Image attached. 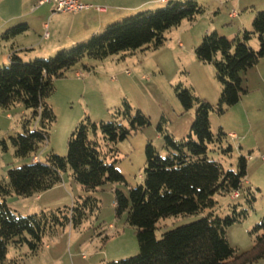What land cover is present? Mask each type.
Listing matches in <instances>:
<instances>
[{
	"label": "trees",
	"instance_id": "obj_1",
	"mask_svg": "<svg viewBox=\"0 0 264 264\" xmlns=\"http://www.w3.org/2000/svg\"><path fill=\"white\" fill-rule=\"evenodd\" d=\"M203 12L195 0H169L162 9L138 11L49 59L24 63L16 52L10 54L9 65L0 67V108L8 110L20 104L31 111L30 117L21 121L22 133L10 140L16 158L32 157L30 163L8 169L6 181L0 182V264H10L6 258L9 246L17 248L26 244L30 253L36 254L47 229L51 232L56 226L67 225L77 228L88 212L97 209V200L84 196L68 209L20 216L8 207L7 196L29 198L51 190L61 183L67 169L84 193L95 192L107 184H122L124 178L114 165L116 160L107 163V154L102 151L98 136L107 145H114L149 126L144 114L139 110L133 112L123 101L109 122L94 123L88 118L79 122L68 137L65 156L49 153L43 162H33V157L47 142L49 126L55 119L46 103L54 90V81L85 57L103 60L120 52L155 50L163 45L167 31L184 21L193 22ZM25 31L27 26L19 24L5 30L1 38H11ZM251 35H255L259 43L256 51L248 46ZM194 55L199 62L214 67L220 83L218 102L213 107L198 99L192 90L181 85L175 87L184 111L195 107L189 133L180 140L175 139L164 130L165 120L162 119L157 132L163 138L166 156H160L147 143L142 184L130 188L127 195L114 190L115 217L119 219L126 214V224L135 229L139 252L106 264H249L264 259V218L251 231L256 236L249 253L237 255L230 247L226 229L246 215L243 210L236 212L235 207L230 216L208 214L164 232L160 239L155 236L156 225L161 219L211 210L216 195L231 198L237 191L240 196L246 176V159L239 157L237 169L232 171L208 158L207 146L215 141L220 143L225 137L221 129L216 137L212 134L209 114L215 111L222 115L247 93L242 87L241 73L264 58V11L255 13L251 31H244L241 37L228 39L215 31L206 33L194 48Z\"/></svg>",
	"mask_w": 264,
	"mask_h": 264
},
{
	"label": "rangeland",
	"instance_id": "obj_2",
	"mask_svg": "<svg viewBox=\"0 0 264 264\" xmlns=\"http://www.w3.org/2000/svg\"><path fill=\"white\" fill-rule=\"evenodd\" d=\"M195 1L204 12L192 24L184 21L179 27L167 31L161 47L155 50L120 52L103 60L85 57L62 78L54 81V90L47 97L46 103L55 119L49 126L47 142L37 152L41 162L49 153L65 156L68 137L79 122L85 118L94 123L109 122L114 119L115 112L122 106L123 101L129 104L133 112L139 110L144 114L149 119V126L114 145H107L101 136H98L99 145L107 154V163L116 160L114 165L124 178L122 184H107L95 192L84 193L67 169L62 175V178L68 181L67 184L64 188L52 191L49 194L52 198L49 195L45 197L49 201L48 204L55 201L46 210H43L45 208L41 205L44 204L36 201L35 196H7L5 202L8 207L20 216L55 211L58 208L68 209L79 197L90 196L97 200V209L92 213L88 212L79 227L56 226L51 232L47 229L42 237V246L36 254H31L26 244L17 248L9 246L6 255L8 263L106 264L138 254L135 229L126 224V214L119 219L115 217L114 190L127 195L130 188L142 184L145 168L144 149L147 143H150L160 156H166L163 138L157 132V126L162 119L165 120L164 130L175 139L180 140L189 133L195 107L184 111L175 94L176 86L181 85L192 90L198 99L213 107L217 104L220 83L216 79L214 67L196 59L194 47L201 40H195V36L201 37L206 31H215L222 37H226L222 35L226 33L229 35L226 38L232 39L238 30V17L243 16L246 21L249 16L253 18L256 12L264 11V0ZM166 3H158L156 6L152 5V8L142 10L162 9ZM49 6L53 7L50 4ZM233 11L238 14L237 19L228 17ZM60 14L61 18L69 17L66 13ZM47 19L46 17V24ZM19 24L23 23H14L10 28ZM39 29L27 33L28 41L30 38L36 41L35 50L15 53L22 62L49 59L58 52L73 47L64 40V33L56 35L52 42L58 39L63 40L65 44L53 52H48L54 47L49 46L51 43L45 38L48 30ZM247 31H251V28ZM24 38L27 37L18 36L16 39L24 43ZM0 43V67H7L9 62L6 56L10 41L3 42L0 39ZM258 45L257 37L251 35L248 46L256 51ZM263 62L264 58L259 60V68L263 69L264 77ZM241 74L242 87L247 93L222 115L215 111L210 112L212 134L216 137L221 129L225 137L220 143L215 141L207 146L208 158L219 162L226 170L236 171L238 158L246 159V176L240 196L232 200L230 196L216 195L215 206L211 210L159 220L155 230L157 239L168 230L195 222L208 214L218 217L230 216L235 207L236 212L243 210L246 215L240 222L226 229L227 241L237 255L247 254L252 250L256 235L251 231L264 218V79L257 74L247 77L244 76L245 72ZM30 114L31 111L20 104L11 106L8 110L0 108V182L6 181L8 169L19 168L31 162L32 156L25 159L14 156L10 140L11 137L22 133L21 121L30 117ZM123 125L127 127L126 122H123ZM229 133L234 134L235 138H231ZM110 149L114 152L110 153ZM249 264H264V259L254 260Z\"/></svg>",
	"mask_w": 264,
	"mask_h": 264
},
{
	"label": "crops",
	"instance_id": "obj_3",
	"mask_svg": "<svg viewBox=\"0 0 264 264\" xmlns=\"http://www.w3.org/2000/svg\"><path fill=\"white\" fill-rule=\"evenodd\" d=\"M38 1L39 0H0V39H2L3 42L10 41L8 55L6 56L8 62H9V56L13 52L35 50V48L37 47L35 43L36 41H34V39L31 40V38L28 41L29 36H27V33L35 32V29L38 30L40 25H41L39 29L40 31L42 29L48 30L45 34L47 35L46 39L48 38L49 44L51 43L49 46L51 47L54 46L48 52H53L55 49L65 44L63 40L60 41L58 39H55L56 41L54 40L52 42L53 40L52 38H54L56 35L58 36L65 33L66 37H64V40H66V42L74 46L78 43L88 40L94 35L99 34L108 25L112 23L121 21L122 19L135 14V12L137 13L140 10L142 11V9L144 8H152L153 7L152 5L156 6L158 3L163 4L168 0H79L83 4L104 8V11L98 12L95 9L91 8L89 10H84L78 13H73V14L66 13L69 15V17L67 18L64 17L61 18L60 16L61 14L60 13L57 14L56 12H54L53 7L49 6V4L37 6ZM64 14L65 13H62V15ZM230 14L231 12L228 14L229 18L237 19L238 17L237 13L235 16H231ZM46 17L48 18L47 19L48 24L45 23ZM238 19H240V21L238 23L239 25H238L237 33L236 34L234 33L235 34L234 37H240L244 31H247L249 28H251L250 26L253 18L252 16H249V20L247 18V20L244 21L243 16H241L240 18L238 17ZM14 23L25 24L27 26V31L11 38H1L2 33L5 30L9 29L10 26H12ZM192 23L193 22H191V24ZM215 30L217 31V29ZM49 31L51 33H49ZM206 33H208V31H206L205 34ZM222 35L226 37L229 36L226 35V33H222ZM18 36L27 37L24 38L23 41H25L24 43H26L27 41L28 42L25 45H23L24 43L22 42V40L16 39L18 38ZM198 37L199 35L195 36V40H201L203 35L199 37V39H197ZM40 46H41L40 43H38L39 48ZM251 71L253 72L251 73ZM258 71L260 72L259 74L256 73ZM262 72L263 69L259 68V62H258L255 66L247 70L244 76L247 77L252 74H257L259 75V77H262V79H264ZM231 135L235 137L234 134L229 133L230 137ZM67 182L68 181L66 179L64 180L62 178L61 183L53 187L51 190H48L38 195H34L36 201H40L42 202V204H44L41 205L42 207L45 208L43 210L50 208V206H52L55 203V201H52L51 203L53 204H48L49 201L45 197H49L50 196L49 194L52 193V191H55L56 189H61L62 187L64 188Z\"/></svg>",
	"mask_w": 264,
	"mask_h": 264
},
{
	"label": "built area",
	"instance_id": "obj_4",
	"mask_svg": "<svg viewBox=\"0 0 264 264\" xmlns=\"http://www.w3.org/2000/svg\"><path fill=\"white\" fill-rule=\"evenodd\" d=\"M44 4H51L53 5V10L54 12H60V13H78L84 10H89L91 8L95 9L98 12H102L104 11V8H100V7H94L91 5H87V4H83L82 2H80L79 0H39L37 2V6H41ZM231 16H235L236 12L233 11L230 14ZM47 37V35H45V38ZM231 138H235L233 135H231ZM262 159L264 160V155L262 156ZM39 160L38 156H34L32 161L33 162H37ZM239 193L237 191H235L232 196L231 199L234 200L236 198H238Z\"/></svg>",
	"mask_w": 264,
	"mask_h": 264
}]
</instances>
